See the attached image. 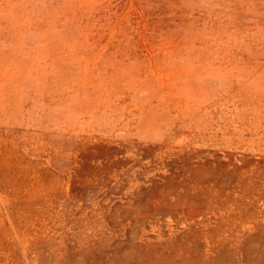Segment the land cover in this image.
Wrapping results in <instances>:
<instances>
[{
  "label": "rangeland",
  "instance_id": "rangeland-1",
  "mask_svg": "<svg viewBox=\"0 0 264 264\" xmlns=\"http://www.w3.org/2000/svg\"><path fill=\"white\" fill-rule=\"evenodd\" d=\"M0 264H264V0H0Z\"/></svg>",
  "mask_w": 264,
  "mask_h": 264
}]
</instances>
